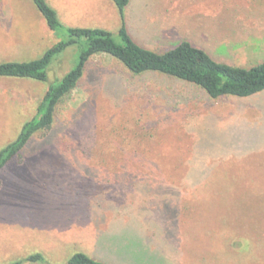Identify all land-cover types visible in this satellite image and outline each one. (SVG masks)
I'll return each instance as SVG.
<instances>
[{
  "label": "rangeland",
  "instance_id": "obj_1",
  "mask_svg": "<svg viewBox=\"0 0 264 264\" xmlns=\"http://www.w3.org/2000/svg\"><path fill=\"white\" fill-rule=\"evenodd\" d=\"M47 2L67 27H121L111 0ZM127 19L157 52L189 40L222 63H264V0H131ZM59 40L33 0H0V63L39 59ZM83 50L70 47L50 82ZM48 87L0 78V150ZM121 236L163 264H264V93L210 100L187 82L92 58L53 128L0 175V264L35 253L67 264L78 252L127 264L100 247Z\"/></svg>",
  "mask_w": 264,
  "mask_h": 264
},
{
  "label": "trees",
  "instance_id": "obj_2",
  "mask_svg": "<svg viewBox=\"0 0 264 264\" xmlns=\"http://www.w3.org/2000/svg\"><path fill=\"white\" fill-rule=\"evenodd\" d=\"M111 1L121 19V27L116 35L100 28L67 27L47 0H33L50 30L58 33L60 40L39 59L0 63V78L49 83L37 115L23 126L16 140L0 150V175H6L15 163L21 161L37 134L47 133L53 128L58 106L79 86L92 58L101 54L113 57L135 76L154 73L187 82L201 89L210 100L225 97L251 98L264 93V63L250 68L222 63L189 40H183L164 52L149 49L138 43L130 31L127 11L131 0ZM79 44L84 50L76 67L64 77L50 82L51 70L70 47ZM100 241L101 248L124 263L163 264L149 255L143 248L144 241L141 239L121 236L102 238ZM8 264L52 263L47 261L44 254L35 253ZM67 264L108 263L78 252L69 258Z\"/></svg>",
  "mask_w": 264,
  "mask_h": 264
}]
</instances>
